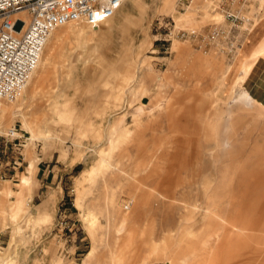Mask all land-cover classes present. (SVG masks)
Here are the masks:
<instances>
[{
	"label": "rangeland",
	"instance_id": "rangeland-1",
	"mask_svg": "<svg viewBox=\"0 0 264 264\" xmlns=\"http://www.w3.org/2000/svg\"><path fill=\"white\" fill-rule=\"evenodd\" d=\"M138 1L53 32L22 94L42 140L0 125V264H264V0L236 43L169 35L225 25L222 0Z\"/></svg>",
	"mask_w": 264,
	"mask_h": 264
},
{
	"label": "built area",
	"instance_id": "built-area-1",
	"mask_svg": "<svg viewBox=\"0 0 264 264\" xmlns=\"http://www.w3.org/2000/svg\"><path fill=\"white\" fill-rule=\"evenodd\" d=\"M252 1L222 0L219 8L225 25L214 24L204 32L174 28L169 35L197 37L207 43L219 38L239 42L243 32L254 24L255 17L246 8ZM123 3L124 0H0V112L5 102L22 95L54 29L70 22L96 26L113 16ZM17 137L15 127L6 134L0 131V143Z\"/></svg>",
	"mask_w": 264,
	"mask_h": 264
},
{
	"label": "bare ground",
	"instance_id": "bare-ground-1",
	"mask_svg": "<svg viewBox=\"0 0 264 264\" xmlns=\"http://www.w3.org/2000/svg\"><path fill=\"white\" fill-rule=\"evenodd\" d=\"M139 1H141V0H139ZM138 1V2H139ZM125 2H126V0H124V3L122 4V6L125 4ZM164 3H167V0H164ZM119 10V9H118ZM118 10L116 11V13L113 15V16H111V17H109V18H107V19H105V20H103V21H101L98 25H96V26H92V25H90V24H88V23H85V22H80V23H77V22H70L71 23V28H72V30L73 31H78V32H82V33H86L87 32V30L86 29H84V28H82V27H76V26H79L80 24H88L89 26H92V28H94L93 29V31H92V34H94V35H99L100 34V32H99V30H97V29H95V28H97V27H100V25H101V23L102 22H104V23H107V22H111L112 21V18L117 14V12H118ZM81 26V25H80ZM57 29V28H56ZM56 29H54L52 32H51V34H50V36H49V38L46 40V42H45V45H44V48H43V51H42V54H41V56H40V59H39V64H38V66H37V69L39 68V67H42V65H43V63H44V55H43V53H44V50H45V48L47 49L48 48V46H49V44H50V40H51V36L53 35V32H55V30ZM244 57V56H243ZM36 69V70H37ZM36 70H35V72H36ZM34 72V73H35ZM33 73V74H34ZM33 76V75H32ZM33 83H35V77H31V79L29 80V82H28V84H27V86H26V88L24 89V93H25V95L26 96H28V95H30V97H31V99H32V97L34 96V91H33V88H32V85H33ZM264 84V76H262V78H260V80L256 83V85L254 86V90H253V92H258V90L261 88V86H264L263 85ZM23 94V93H22ZM252 95V93H251V91L249 92V93H246V92H244L243 93V98H244V96H247V97H249V96H251ZM26 96H23V95H21L19 98H17L16 100H12V101H7V102H5L4 103V105H3V107H2V110H1V112H0V125H2L3 123H5V122H9V121H12L13 119H14V117H16V116H21L23 119H24V121L26 122V125L28 126V128L32 131V141L33 142H35V141H37V140H42L43 139V137H41V134H40V131L41 130H46V129H42L41 128V130L40 131H38V132H36V131H33V122H32V120H30V119H28V116H27V113L25 112V109L23 108V106L25 105V103H26ZM22 97V98H21ZM117 106V105H116ZM61 107V106H60ZM57 112H56V115L57 114H60L61 112H60V110L59 109H57L56 110ZM55 115V114H54ZM63 117L65 118V119H63ZM51 119V118H50ZM59 119H61V120H67L66 119V115H63V113H61L60 115H59ZM60 121V120H59ZM58 122V121H57ZM1 127V126H0ZM44 127V126H43ZM48 138V137H47ZM49 139V138H48ZM59 140H63V137L62 136H59ZM32 142V143H33ZM103 159V161L106 163V164H108V166H110V167H112V168H116V167H114L113 165V163L112 162H110V160H108V158L107 157H103L102 158ZM38 160V159H37ZM100 162V161H99ZM103 170V169H102ZM127 173V172H126ZM27 182L28 183H30L29 181H28V179H27ZM131 187H132V185H131ZM134 188V187H133ZM134 197V196H133ZM143 197H144V195H143ZM18 206H22L23 205V200L20 198L19 200H18ZM126 204H128L129 205V207L128 208H125L126 210H129L130 209V207H131V203L130 202H128V203H126ZM125 204V205H126ZM23 207V206H22ZM22 211V210H21ZM195 211V210H194ZM193 212V211H192ZM195 213V212H194ZM206 217V216H205ZM204 217V218H205ZM203 219V218H202ZM124 221H126V219H124ZM123 221V222H124ZM235 228L236 227H234V229H232L231 228V232H232V234L233 233H235ZM241 228V227H240ZM239 228V229H240ZM238 229V230H239ZM242 229V228H241ZM119 231H121L120 229H119ZM242 231H243V229H242ZM223 237V238H222ZM250 237V236H249ZM220 239H226V236H225V234L223 233H221V234H219V235H217L216 236V242H217V240L219 241ZM226 242V241H225ZM221 243V242H220ZM224 244V243H223ZM160 247L158 246L156 249H159ZM88 259V258H87ZM93 260V259H92ZM9 261H10V257L8 256L7 258H4L3 260H2V262H3V264H10L9 263ZM91 261V260H90ZM89 261V262H90ZM91 262H93V261H91ZM145 264H147V262H145Z\"/></svg>",
	"mask_w": 264,
	"mask_h": 264
},
{
	"label": "crops",
	"instance_id": "crops-1",
	"mask_svg": "<svg viewBox=\"0 0 264 264\" xmlns=\"http://www.w3.org/2000/svg\"><path fill=\"white\" fill-rule=\"evenodd\" d=\"M264 38L253 48V50L251 51L250 50V48L249 49H246V51H245V55H260L259 56V58L261 59L262 57L264 58ZM253 63V61L250 63V64H252ZM256 64V63H255ZM253 69H255V68H253ZM253 80V79H252ZM44 146H46V147H50L51 145L50 144H48V143H46L45 142V144H44ZM38 159V160H37ZM37 159H35L34 161H39L40 160V157L38 158L37 157ZM39 174H40V171H38L37 172V179H39L38 177H39ZM26 179H28V181L30 182L29 184H27L26 182L23 184V187H22V191L20 192V194H22V197H23V195L24 196H26V197H29V199L30 198H32L33 197V193H32V190H34V187L36 186H34L33 188H32V186L30 185L32 182H31V180H30V177L29 178H26ZM26 179H25V181H26ZM43 182H45V179L43 178V180H42ZM53 194H52V192H50L48 195H47V197L43 200V205H45L47 202L46 201H50L51 200V196H52ZM21 196V195H20Z\"/></svg>",
	"mask_w": 264,
	"mask_h": 264
}]
</instances>
